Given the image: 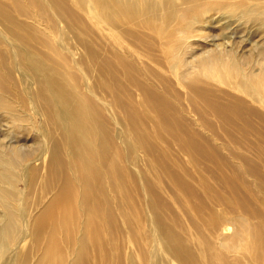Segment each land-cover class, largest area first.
<instances>
[{"label":"bare ground","instance_id":"6f19581e","mask_svg":"<svg viewBox=\"0 0 264 264\" xmlns=\"http://www.w3.org/2000/svg\"><path fill=\"white\" fill-rule=\"evenodd\" d=\"M226 7L0 0V106L36 148L0 157V264H264V46L205 34Z\"/></svg>","mask_w":264,"mask_h":264},{"label":"rangeland","instance_id":"374dc122","mask_svg":"<svg viewBox=\"0 0 264 264\" xmlns=\"http://www.w3.org/2000/svg\"><path fill=\"white\" fill-rule=\"evenodd\" d=\"M232 0H226L227 7L225 8V11H221L220 13H224V17L220 20H210L207 22L206 29H204L205 34L210 35L211 39H218L225 33L234 32V40L240 41L238 37L246 38L245 31H253L252 34L248 35L249 37L245 39L243 42L246 44L251 40L253 43H256L255 47L253 48L254 51H257L260 47L264 46V34L260 33L258 30H256V21L252 17H249V21H247L246 18L242 17L241 8L240 6L236 5ZM180 3V2H179ZM257 1L251 0L248 5L250 6H256ZM264 6V3H263ZM219 13V14H220ZM215 17H218V14H215ZM228 26V28H224V26ZM210 39V40H211ZM19 47V46H17ZM245 50L249 51L250 46L245 45ZM13 57L12 55L9 56V66H13ZM25 82H27V79L30 77V74H27L26 72H23ZM0 81L3 85L6 86L7 81L3 78V76H0ZM0 95L5 96L6 94L0 89ZM7 96V95H6ZM16 97V95H15ZM8 98V97H7ZM15 99L13 97H10L7 101H5V105H7L10 109V111H7L3 108V103L0 106V157L1 156H8L9 152L12 150L11 147L13 146L14 140L16 142L21 143L22 140H26L25 149L24 151H33L34 147V137L32 133L26 132V133H20L24 132L26 128L32 127L33 125H29L28 115L31 114L30 111H28L27 106L26 109L28 111V114L23 115L24 118H21L22 120H19L20 113L17 110V106H20L22 103L20 101H14ZM27 105V104H26ZM13 106V108H11ZM27 118V119H26ZM38 123H42L41 120L38 121ZM37 124V121L35 122ZM223 136V135H222ZM15 138V139H14ZM19 141H18V140ZM36 149V148H35ZM4 152V153H3ZM221 155L224 157H230V151L228 149H220ZM246 155H249L250 153L245 152ZM235 163V161L233 160ZM261 169L262 173L264 174V167H262L261 161L260 163L256 162ZM4 167H0V171H3ZM5 172L10 174V182L11 185L14 188H18L19 190H26V193H29L30 190L26 189L24 186V183L22 181V166L21 165H13L7 166L5 168ZM225 173L229 176L226 178H232L231 176V170L225 168ZM245 178L250 179V177L245 176ZM18 182H17V181ZM1 181L3 183H0V186L8 188L9 186L4 183V180L1 178ZM0 192L4 193V189H2ZM38 194V193H37ZM36 198V197H35Z\"/></svg>","mask_w":264,"mask_h":264}]
</instances>
